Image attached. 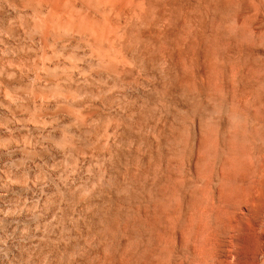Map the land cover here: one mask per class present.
Masks as SVG:
<instances>
[{
    "label": "rangeland",
    "instance_id": "rangeland-1",
    "mask_svg": "<svg viewBox=\"0 0 264 264\" xmlns=\"http://www.w3.org/2000/svg\"><path fill=\"white\" fill-rule=\"evenodd\" d=\"M0 264H264V0H0Z\"/></svg>",
    "mask_w": 264,
    "mask_h": 264
},
{
    "label": "bare ground",
    "instance_id": "bare-ground-1",
    "mask_svg": "<svg viewBox=\"0 0 264 264\" xmlns=\"http://www.w3.org/2000/svg\"><path fill=\"white\" fill-rule=\"evenodd\" d=\"M85 1V0H84ZM103 2V1H102ZM93 3V2H92ZM73 13V12H72ZM57 14V13H56ZM62 15H65V13L64 14H62ZM72 15L74 16V14H71V17H72ZM77 16H78V14H76ZM54 16V15H53ZM62 17V16H61ZM60 17V18H61ZM69 17H70V15H69ZM83 18V17H82ZM85 18V17H84ZM56 19V18H55ZM75 19V18H74ZM77 19V18H76ZM86 19V18H85ZM84 20V19H83ZM115 20V19H114ZM88 21V20H87ZM89 23V22H88ZM66 26V25H65ZM70 27H71V25H70ZM78 27V26H77ZM80 27V26H79ZM89 28V27H88ZM80 29V28H79ZM82 29V28H81ZM54 30V29H53ZM86 30V29H85ZM69 31V30H68ZM68 33V32H67ZM84 34V33H83ZM102 36V35H101ZM88 37V36H87ZM104 40H105V36H104ZM101 41H103V39L101 40ZM100 41V42H101ZM104 42V41H103ZM102 43V42H101ZM106 43H107V41H106ZM62 70V69H61ZM50 79V78H49ZM35 81V80H34Z\"/></svg>",
    "mask_w": 264,
    "mask_h": 264
}]
</instances>
